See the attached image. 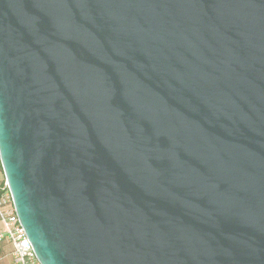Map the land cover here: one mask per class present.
Wrapping results in <instances>:
<instances>
[{
	"label": "water",
	"instance_id": "water-1",
	"mask_svg": "<svg viewBox=\"0 0 264 264\" xmlns=\"http://www.w3.org/2000/svg\"><path fill=\"white\" fill-rule=\"evenodd\" d=\"M0 166L40 264H264V0H0Z\"/></svg>",
	"mask_w": 264,
	"mask_h": 264
},
{
	"label": "built area",
	"instance_id": "built-area-1",
	"mask_svg": "<svg viewBox=\"0 0 264 264\" xmlns=\"http://www.w3.org/2000/svg\"><path fill=\"white\" fill-rule=\"evenodd\" d=\"M40 264L13 206L0 166V264Z\"/></svg>",
	"mask_w": 264,
	"mask_h": 264
},
{
	"label": "rangeland",
	"instance_id": "rangeland-1",
	"mask_svg": "<svg viewBox=\"0 0 264 264\" xmlns=\"http://www.w3.org/2000/svg\"><path fill=\"white\" fill-rule=\"evenodd\" d=\"M4 264H8L7 261H4Z\"/></svg>",
	"mask_w": 264,
	"mask_h": 264
}]
</instances>
